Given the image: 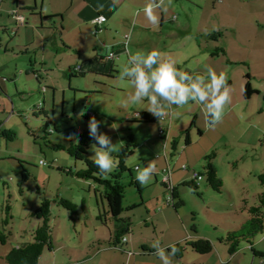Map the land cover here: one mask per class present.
Masks as SVG:
<instances>
[{
	"label": "rangeland",
	"instance_id": "1",
	"mask_svg": "<svg viewBox=\"0 0 264 264\" xmlns=\"http://www.w3.org/2000/svg\"><path fill=\"white\" fill-rule=\"evenodd\" d=\"M70 1L21 0L24 6L18 11L17 0H0V78L6 82L13 102L23 111L11 116V107L8 113L4 111V99H0V125H4V130L0 131V231L3 230L8 236L7 244L0 247V264L6 263L4 258L13 248L33 242V233L42 224L33 215L44 198L51 201L53 250H45L39 264H71L72 260L77 263L85 259L93 251L92 240L96 234V241L99 237L103 238L104 246L110 247L109 233L114 230L115 223L108 218L107 224H104L98 218L99 210L102 214L104 209L107 210L99 191L96 193L100 186L93 180L77 177V173L85 169V163L72 158L67 151L57 150L56 146L77 144L78 136L89 132L88 122L93 116L101 122L100 131L111 137L114 157L128 135L134 134L137 143L147 141L150 136L161 138L162 122L137 126L132 119L136 113L147 112L148 104L146 100L135 105L126 103L135 90L128 80L118 79L127 62H120L114 78L91 74L83 78L71 77L69 69L91 58L97 48L101 49L100 54L108 52V45L116 32L120 34L123 44L129 43L130 54L138 50L149 52L156 49L164 54L162 58L179 59L184 70L187 66H195L196 57H200L196 62L201 63L206 58L204 52L198 49L197 42L202 50L210 47L211 68L217 74L225 73L227 84L231 86V103L226 106L222 120L214 127L207 124V135L204 137L197 138L198 129H193L197 144L188 148V154L195 162L187 164L190 171H182L187 175L186 181L176 186L183 201L177 210L171 203H166L172 195L162 184L165 140L160 139L161 151L154 153L151 144L144 143L129 158L128 165L133 167L134 176L135 166H146L143 159L152 158L160 164L156 170L161 171L156 176V187L143 185L144 206L130 211L126 210L139 203L142 196L135 186L130 185L129 174H124L126 197L123 206L126 210L120 218H132L134 231L126 238L134 240L136 245L148 243L151 246L158 240L163 247L176 237L190 242L198 235L211 241L214 250L200 255L187 247L180 260L175 257L173 260L180 264H264V255L255 256L247 240H239L240 250L234 255L230 254V243L225 240L230 232L240 231L249 221L250 215L245 207L258 206V196L264 193V183L259 179L264 174V0H164L162 11L154 10L159 17L158 24H152L149 20L143 24L141 21L147 17L139 10L144 11L148 0H123L128 10L117 16L115 22L119 28L115 32L104 29L98 32L94 24L77 20L70 12ZM138 3L141 8L135 7ZM7 8L9 14L13 8L27 19L26 27H21L25 30L22 35H17L13 28L16 24L8 21L17 23L16 18L4 20L8 16ZM137 14L140 16L136 21ZM123 16L132 18L131 27L137 23L136 37L131 31L124 30ZM217 33H222L223 37ZM119 34L116 36L119 37ZM202 34L209 37H201ZM6 47L11 48L10 51L7 52ZM25 50H28L27 54ZM43 50L46 51L44 60L47 62L44 68L48 72L41 70L44 64ZM219 50V55L212 56ZM37 55V71L46 81V75H51L53 82V86H48L51 97L46 99V113L37 109L42 104L39 100L44 99L43 93H38L39 99L35 103L33 97L36 94L23 96L21 90L19 92L15 87L16 82L20 88L25 86L31 89L35 83L41 87L36 76H27L25 71L22 76V69L28 70ZM186 60L187 66H184L182 63ZM17 78L16 82L9 80ZM31 78L35 83L29 82ZM249 87L251 91L247 95ZM55 90L59 92L57 100L53 98ZM64 92L66 97L65 94L63 96ZM194 105V109L188 104L179 107V110L184 113L186 108L195 110L199 107L197 103ZM189 120H184L180 128L188 126ZM7 130L15 134L14 141L6 142L2 137V132ZM47 130L49 134L46 136ZM184 136H179L181 144L177 157L183 148L186 149ZM172 152L170 143L168 153ZM93 155L89 149L87 156L90 160H94ZM212 155L218 177L223 182L221 192L210 188L205 179L199 183L196 191L185 186L193 181L192 170H203L208 163L206 158ZM40 161L45 163L41 165ZM25 173L29 175L27 180H24ZM156 178L153 175L151 179L154 184ZM60 198L76 205L74 219L69 210L56 203ZM177 202L175 200L174 203ZM7 206L10 212L6 216ZM144 207L151 210L154 223L150 221L146 224L149 214ZM6 218L8 224L5 226ZM194 226L197 233L193 231ZM250 241L255 250L264 253V230L257 232ZM158 262L160 264L161 260ZM86 264L119 263L111 257L105 260L100 257Z\"/></svg>",
	"mask_w": 264,
	"mask_h": 264
},
{
	"label": "trees",
	"instance_id": "2",
	"mask_svg": "<svg viewBox=\"0 0 264 264\" xmlns=\"http://www.w3.org/2000/svg\"><path fill=\"white\" fill-rule=\"evenodd\" d=\"M103 24L96 26L97 27L103 26ZM217 34L218 36L223 37L222 33H217ZM219 52L220 50L216 51L212 56L219 55L220 54ZM222 52L225 54V51ZM110 60L113 59L109 57L95 55L92 59H88L87 61L83 62L81 65L72 67L70 70V74L73 76V78L75 77L83 78L85 77L86 74L111 77L116 72L115 70L112 69L113 67L111 65ZM249 89L250 87L246 90L247 95L251 91ZM41 113H45V112L41 111ZM132 119H134L133 121L134 123L137 124V126L138 125L145 126L153 123L155 124L157 121H159V119L153 116L150 112L141 113ZM195 120L196 119L193 120L191 127L195 126ZM168 126H169L168 130L160 129L162 133L161 136L162 139H165V135L168 136V134L171 131L170 123ZM47 127L48 125L46 126V128ZM45 134L46 136L49 134L48 130L45 132ZM1 135L7 142L14 141L15 139V134L11 131H3ZM187 135L189 136V132H187ZM78 139L79 142L77 144L72 143L69 147L58 145L56 146V148L57 150L67 151L72 158L78 161H83L85 163L86 165L85 169L77 173V177H79L80 179H86V181L93 180L96 182V184H98V186H100L101 189L96 190V193L99 191L102 204H104V202L106 203L107 212L105 214L100 213V216H98V218L104 224L107 223L108 218H111L114 221L115 224L112 233L113 235L112 245L115 248L123 249V246L126 243L123 242V240L126 238L127 235L133 233L132 223L130 222V220L120 218L122 217L123 213L126 210L123 206V202L125 201V197H126V186L124 185L123 180H124V174L128 173L131 178L130 185L135 186L141 192V187L139 186V183L135 180L133 175V169H132L133 167H130L128 165L129 158L134 154V151L138 149L139 144L135 140L133 134L128 135L124 140L125 144L122 146L119 153L115 156L119 161L118 166L115 168V170L112 173H109L107 175H98L97 173L99 172V169L96 167L93 160H90L87 156V151L90 149L91 144L94 142L90 137L89 132L86 131L80 134L78 136ZM185 142H186V146H189L190 141L188 137H186ZM174 146L175 144H172V147L175 150L176 148ZM212 158L213 155L208 156L206 158L208 163L203 170H201L200 172L197 171H192V172H197L200 175H202L203 179L201 181L205 179L210 188H212L215 191L221 192L223 187V182L218 177V173H217L218 169L213 164ZM188 169L189 168L187 167L186 171H188ZM162 175H163V170H162ZM107 176H109L110 178L106 179ZM27 179H29V175L28 173H25L24 180ZM192 179H193V174H192ZM259 179L261 180L262 183H264V174L260 175ZM201 181H196L193 179L192 182L186 183L185 186L196 191ZM162 184L165 188L169 189V191L171 192L172 195L171 204L177 210L183 204V201L179 197L177 188H169V185L163 181ZM175 200H178L176 204L174 203ZM258 200H259L258 206L245 207V210H247L250 215L249 221H247V223L242 227L240 231L230 232L225 239L227 242L230 243L231 255H234L240 250V242H239L240 239H245L249 242L250 248L254 252L255 256L262 257L264 255V253L255 250L253 244L250 241V239L257 232L264 230V193L259 194ZM56 203L60 207L69 210V212L72 214L71 218L74 219L73 216L77 214L76 205H74L72 202H70L65 198L58 199ZM134 207L135 206L133 205L128 209L131 210ZM9 212H10V207L7 206L6 216L9 214ZM50 215H52L51 201L47 198H44L40 208L33 215L36 217V219L42 221L41 226L33 233V242L23 247L13 248L12 251L4 258L6 262L5 264H39V260L43 252L45 250H50V251L53 250L52 227L50 225ZM7 224H8V219L6 218L4 221V225L6 226ZM193 231L195 233L197 232L196 226L193 227ZM7 242H8L7 234L3 230H1L0 247L6 245ZM175 246L178 249V251L175 253L174 256H176L177 258L183 257L184 253L186 252V247H191L195 251V253H199L200 255L208 254L214 250V245L211 241L207 239H202L200 237H196L194 240L187 242L186 244H181V243L175 244ZM167 252L170 253L171 248H168Z\"/></svg>",
	"mask_w": 264,
	"mask_h": 264
},
{
	"label": "crops",
	"instance_id": "3",
	"mask_svg": "<svg viewBox=\"0 0 264 264\" xmlns=\"http://www.w3.org/2000/svg\"><path fill=\"white\" fill-rule=\"evenodd\" d=\"M17 1H18L17 2V10L20 11L18 8H20L21 6H24V5H23V3H20L21 0H17ZM25 1H27V0H25ZM28 1H30V0H28ZM141 1H144V0H141ZM1 2H3V1H1ZM78 2H81V3L77 4ZM69 3H70V8H69L70 12H72V14H74V17L77 20H79V21H81V22H83L85 24L91 23V25L94 24L96 26V24L94 23L95 19L100 17V16H105L107 19H106V22L103 24V26H98V27L96 26V29H99L98 32L101 31L100 29L107 30V32H109V31H114L115 32V30L119 28V26L117 27V25H116L117 23L115 22V20L118 19L117 16H119V14H121L122 12H125L126 10H128V7L125 6V4H127V3L124 2L123 0H71ZM129 6H131V8H132V5H129ZM135 7L141 8L140 3L135 5ZM157 9L162 11L161 10L162 7L161 8H157ZM157 9H155V11H157ZM8 10H9V8H7V11ZM11 10L13 12L9 14V11H8V16L5 17L4 20L7 21L8 19L12 18L13 13H15V11H14L13 8ZM142 10L143 9L139 10L140 13H145ZM139 16H140V14H137V17L135 19L136 21H137V19H139ZM23 17H24V15H23ZM53 17H55V16H53ZM131 19L124 18V16H123L121 21L125 24L124 30L129 31V32L131 31L133 34H135V37H136L138 35V33H137L138 32V25H137V23H135V25H133L131 27L130 26L131 25V21H132ZM147 20H148V18H145V17H143L141 19V21H143V24H145ZM8 21L9 22L12 21L11 24H16V25H13V28L16 29L14 31L16 32L17 35L18 34L22 35L23 33H25L24 32L25 30L23 28H21V27L22 26L26 27L27 19H25V24L20 26V27H19V24L15 23V21H13V20H8ZM163 25H164V22L162 20V28H163ZM141 29H144V28L141 27ZM5 30L7 31V28H5ZM116 33L119 34L118 32H116ZM116 35H114L112 37V41L110 42V45H108L109 46L108 52H105L104 54H100L99 51H101V49L99 50V48H97V51H95L94 54L91 56V58H88V59H92L95 55H100V56H103V57H109V53H114L116 57L113 60H110L111 65L113 67L112 69L115 70L117 68H120V67H118L120 62L123 61V63H125L128 60V55L130 53L128 51H126V46H127V49H129V43L128 44L127 43L123 44L121 42L122 38H121L120 34H119V37H117ZM204 36H206L207 38L209 37L206 34H202L201 35V37H204ZM197 45H198V49L200 51L204 52V54L206 55L205 56L206 58H204L203 63H201L200 61L196 62V60H199V58H200V57H196L195 61H194L196 64H195V66H191L192 68L187 66V62H188L187 60L185 62H183L182 64L184 66H187L185 71H188V72L193 73V74L206 75V67H211V54H212V51H211L209 46H208L209 47L208 49L204 48V50H202V48H200L199 42H197ZM10 49L11 48H9V47L5 48V50L7 52L10 51ZM12 51L13 50H11V52ZM27 52H28V50H25V54H27ZM207 55H209V56H207ZM45 56H46V51L43 50V61H44L43 63L44 64H43V66H41V70L42 71L44 70V72H48L44 68V66H46V63H47L46 60H44ZM88 59H86L85 61H87ZM162 59L166 60V59H174V58L165 57V58H162ZM174 60H176V59H174ZM176 61H177V66L181 68V61H179V59L176 60ZM37 63H38V55H37L35 61H31L28 70H26V68L22 69L23 70L22 71V76L24 74V71H25V73H27V76L28 75H31V76L34 75V77L36 76L37 80L39 79V86H41L40 88L37 87V85L35 83V80L33 78L29 79V82H31V83L34 82L35 83V85H34L35 87L31 88V89H28L25 86L22 87V88H20V86L18 87L17 82H16L18 80V78L16 80H14V79H9V80L11 82H16L15 83V87L19 90V92L21 90L20 94H22L23 96L30 95L32 97V95L34 96V94H36V96L33 97L35 103L39 99L38 93H43L44 99L39 100V101L42 102V104H39L37 106V109H39V111H44L45 112L46 99L48 97H51V95L48 92V90L50 89V88H48V86L49 87L53 86V82L50 80L51 75H46V78H47V81H46L45 77H43L42 74H40L37 71V67H36ZM205 64H207V65L205 66ZM1 67L3 68V65ZM71 68L69 69V71L71 70ZM51 71H53V70H51ZM115 72L117 74V70H115ZM91 75H94V74H91ZM97 76H100V75H97ZM71 77H72V75H71ZM104 77H106V76H104ZM114 77H115V74L112 75L111 77H106V78H114ZM0 88H1L0 89V99L1 98L4 99V102L2 104L4 111H6L8 113V109L11 107L10 108V110L12 109V115L11 116H14L16 114H19L20 112H23L22 108L19 107L18 105H16L13 102L14 101L13 100V96L10 95V92L8 91L9 88L6 85V82H2L1 78H0ZM19 92H18V94H19ZM58 94H59V92L56 91V90H55V92H53V98L55 100L58 99V97H57ZM64 94H65V97H66V92L63 93V96H64ZM10 98H11L12 102L10 101ZM9 102H11L10 106H9V104H10ZM189 104H190V107H192L194 109L195 102H190ZM42 105H43V107H42ZM54 106H55V104H54ZM192 108H189V109L186 108L184 110L185 112L183 113V112H181V110H179V107L173 106L172 112L169 115L166 116V119H165L166 121H157V122H162L164 124L160 129H167L168 130L169 123H170V126H171V128H170L171 131L168 134V136H166L165 139H162V140H165V145H164V156L165 157H164L163 163L161 164V165H163L162 170L164 168H166L168 165H169V167L172 168L171 169V171H172V180H171V185H170L169 188H176V186H178L182 181H184V180L186 181V176L187 175H186L185 172H182V171H186V170H183V165L187 166V164H191V163L195 162V160L192 159L191 155L188 154V148H191L192 146H195L197 144V141H196L197 139L194 138L195 136H194V133H193V129H198V137L197 138L204 137L205 135H207V124H208V122H207V117H206V114H205L206 110H204L202 105H200V104H199V107L197 109L193 110ZM147 112H144V113H147ZM53 114L54 115L56 114L55 111H54ZM139 114H141V113H136L135 116H138ZM93 117H95V116H93ZM169 118H171V122H170V120H168ZM174 118H176V119H174ZM187 118L190 119L189 120L190 121L189 125L186 126V127L180 128V126L182 127V122H184V120H188ZM194 119H196L195 120V126L191 127L192 126V122H193ZM49 120H50V117H49ZM168 121H169V123H168ZM50 122H53V120H50ZM208 126L212 127L209 124H208ZM2 130H4V125L3 124L0 125V131H2ZM179 131L180 132H184V133L180 134ZM53 132L54 131H52L50 134H52ZM187 132H189V136L187 135ZM183 134H185L184 143H185L186 149L183 148V150H182L183 152L180 153V155L177 157L176 153L178 152L180 144H181L179 136L183 135ZM186 137L189 138V141H190L189 146H186V142H185L186 141ZM160 139H158V137L157 138L155 137V139H154L152 136H150L149 138H147V141H144L143 143H138V144H139V146H142V144H144V143H148V144L150 143L151 146H152V151L153 152L154 151L155 152L156 151H161L162 150V144L160 143L161 142ZM148 140L151 141V142H149ZM170 143H171V147H172V144H175L174 147L176 148L174 150L173 147H172V149H173L172 154L168 153V146H169ZM143 161L145 162L146 165L149 164L148 162L154 163L155 164V168L159 169L158 165H160V164H158L156 161H153L152 158L143 159ZM140 168L141 167L138 166V165L135 166L136 170H138ZM204 168H205V166L203 167V169ZM189 169L186 172H189L190 171ZM160 171L161 170H159V171L156 170V172L153 174V175H155V178L159 174ZM192 171H194V170H192ZM200 171L201 170H199L197 172H200ZM178 176H179V178H178ZM153 185H155V187L158 185V179L157 178H156V184H154V182H152V181L148 183V187H150V186L153 187ZM139 186L141 187V192L137 188L136 189L138 190L139 194L142 196L141 197V201L139 203L134 204L135 207L133 209H131V210H137L138 208L143 207L144 204H145V199H144L145 198L144 197V194H145L144 193V188L145 187L143 185H140V184H139ZM166 190H169V189L166 188ZM151 198L152 197H150V199ZM144 208L147 210V212L149 214V217L146 219V224H148V222H150V221H151V223H154V219H153V217L151 215V210L149 211L148 208H146V207H144ZM126 211H130V210L127 209ZM99 212L102 213L101 210H99ZM103 212L105 214L107 212V210L104 209ZM124 219H129L130 222L132 223V218L125 217ZM152 225H154V224H152ZM132 228H133V223H132ZM156 231H157V229H156ZM112 233H113V230L109 233L110 236H109V241L108 242L110 243V247L104 246V244H103V240L104 239L103 238L101 239L99 237V240L96 241V239L98 238V235L96 234L95 237L92 240L93 241L92 242L93 251L91 250V252L86 256L85 259L81 257L82 259L78 260L77 263H74V261L72 260L74 257H72V259H71L72 263L71 264H86V263L91 262L92 260L100 258V257L102 259H104V260L105 259H110V257H111L112 260L117 261V263H119V264H159L158 260L160 261L161 259L157 255L154 254L156 249H154L148 243L147 244L144 243L142 245H136L134 240H129V238H127V242L124 244L123 249H118V248H115L112 245V243H113V235H112ZM126 237H128V236H126ZM196 237H199V236L198 235L194 236V239ZM184 239L185 238H183V237H176L168 245L166 244L165 246H163V248H165V250H166V254L169 253V252H167L168 248H169L168 247L169 245H175V244H178V243L184 244L183 242H185V244H186L188 241H184ZM186 252H187V247H186ZM174 257L177 258L174 255L169 256L170 264H180L177 260H180L181 258H177V260H173ZM160 264H163L162 260H161Z\"/></svg>",
	"mask_w": 264,
	"mask_h": 264
},
{
	"label": "clouds",
	"instance_id": "4",
	"mask_svg": "<svg viewBox=\"0 0 264 264\" xmlns=\"http://www.w3.org/2000/svg\"><path fill=\"white\" fill-rule=\"evenodd\" d=\"M163 5L164 0H149L144 8L145 15L152 24L159 22L154 10ZM126 51L130 52L127 46ZM163 56L156 49L149 52L138 50L128 55L127 65L118 76L121 81L128 80L135 89L126 103L135 105L146 100V110L162 121L172 112L173 106L183 107L189 102H195L206 110L208 124L216 126L222 120L226 106L231 103V86L227 84L225 73L217 74L213 68L206 67V75L193 74L178 67L176 60H164ZM100 125L101 122L95 117L88 122L89 135L94 141L90 151L94 153L93 162L99 169L97 174L107 175L118 166L119 161L112 155L114 144L111 137L100 131ZM40 163L43 165L45 162ZM155 172V164L150 162L138 169L134 178L140 185H146ZM152 247L156 249L154 254L163 264H170L169 256L178 251L175 245H169L171 252L166 254L158 240Z\"/></svg>",
	"mask_w": 264,
	"mask_h": 264
},
{
	"label": "built area",
	"instance_id": "5",
	"mask_svg": "<svg viewBox=\"0 0 264 264\" xmlns=\"http://www.w3.org/2000/svg\"><path fill=\"white\" fill-rule=\"evenodd\" d=\"M13 15H14L13 17L16 18L17 23L19 24V27L25 24V18L23 17V15H21L19 12H15ZM106 19L107 18L105 16H100V17L95 19L94 23L96 25H102L106 21ZM125 39L127 40L128 37L126 36ZM111 54L112 55L109 56V58L114 59L116 57L115 54L114 53H111ZM165 119H166V117L162 121H164ZM168 120H170V122H171V118H169ZM171 169L172 168L169 167V166L167 168L163 169V182L167 183L169 185V187L171 185V180H172V171H171ZM186 169H187V167H186V165H184L183 166V170H186ZM193 179L196 180V181H201L203 178H202V175H200L199 173L193 172ZM171 202H172V198L168 197L167 198L168 205ZM123 242H127V239L125 238L123 240Z\"/></svg>",
	"mask_w": 264,
	"mask_h": 264
},
{
	"label": "water",
	"instance_id": "6",
	"mask_svg": "<svg viewBox=\"0 0 264 264\" xmlns=\"http://www.w3.org/2000/svg\"><path fill=\"white\" fill-rule=\"evenodd\" d=\"M17 28V27H16ZM19 28V27H18ZM15 30V29H14Z\"/></svg>",
	"mask_w": 264,
	"mask_h": 264
}]
</instances>
